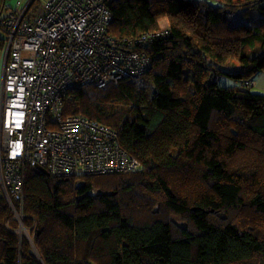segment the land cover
I'll list each match as a JSON object with an SVG mask.
<instances>
[{"label":"trees","instance_id":"trees-1","mask_svg":"<svg viewBox=\"0 0 264 264\" xmlns=\"http://www.w3.org/2000/svg\"><path fill=\"white\" fill-rule=\"evenodd\" d=\"M8 8L0 0V22ZM111 9L109 36L151 68L76 90L63 115L112 128L139 169L59 180L27 166L28 236L0 192V264H264V93L251 90L264 73V0ZM155 31L168 34L131 42Z\"/></svg>","mask_w":264,"mask_h":264},{"label":"built area","instance_id":"built-area-1","mask_svg":"<svg viewBox=\"0 0 264 264\" xmlns=\"http://www.w3.org/2000/svg\"><path fill=\"white\" fill-rule=\"evenodd\" d=\"M118 0H32L8 8L0 22V192L23 225L27 166L59 180L136 172L140 163L114 130L84 116L63 115L65 101L92 85L102 90L151 68L150 58L112 38L111 5ZM167 31L132 40L146 48ZM18 204V206H17Z\"/></svg>","mask_w":264,"mask_h":264},{"label":"crops","instance_id":"crops-1","mask_svg":"<svg viewBox=\"0 0 264 264\" xmlns=\"http://www.w3.org/2000/svg\"><path fill=\"white\" fill-rule=\"evenodd\" d=\"M32 0H7L8 4L12 8H16L18 2H20V9H23L26 7ZM4 59V53H3V48L0 47V97H1V91H2V84H3V60ZM260 86L264 87V73L261 75L259 79L255 80V85L254 86ZM264 89V88H263Z\"/></svg>","mask_w":264,"mask_h":264},{"label":"rangeland","instance_id":"rangeland-1","mask_svg":"<svg viewBox=\"0 0 264 264\" xmlns=\"http://www.w3.org/2000/svg\"><path fill=\"white\" fill-rule=\"evenodd\" d=\"M161 27L160 28H165V27H168V21L167 20H164L161 22ZM0 37H3V35L0 33ZM261 75H263V73H260L256 79H259L261 77ZM221 85L223 86H231V85H234L235 84V81L233 79H230L228 77H223L221 79ZM264 87H260V86H254V88H252L251 90L255 93H264Z\"/></svg>","mask_w":264,"mask_h":264},{"label":"water","instance_id":"water-1","mask_svg":"<svg viewBox=\"0 0 264 264\" xmlns=\"http://www.w3.org/2000/svg\"><path fill=\"white\" fill-rule=\"evenodd\" d=\"M36 168L38 170H40L41 172H43L44 174H46L48 177L50 176V174H49V172H48L47 169H45L43 167H40V166H37ZM84 187H86V182L84 180H78L76 182V188L78 190H82ZM88 195H90V196H92V195L93 196H95V195L101 196V195H105V193L102 192V191H100V190L97 191L96 189H93L91 192L88 193ZM106 195H110V194L109 193H106Z\"/></svg>","mask_w":264,"mask_h":264},{"label":"clouds","instance_id":"clouds-1","mask_svg":"<svg viewBox=\"0 0 264 264\" xmlns=\"http://www.w3.org/2000/svg\"><path fill=\"white\" fill-rule=\"evenodd\" d=\"M21 232H22V231H21ZM24 234H25L26 236H28V235H27V231H25V233H24Z\"/></svg>","mask_w":264,"mask_h":264}]
</instances>
